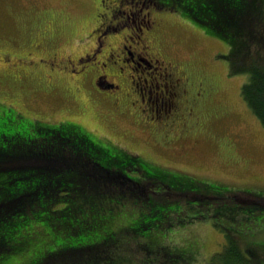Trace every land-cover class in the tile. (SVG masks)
<instances>
[{
	"label": "trees",
	"instance_id": "trees-1",
	"mask_svg": "<svg viewBox=\"0 0 264 264\" xmlns=\"http://www.w3.org/2000/svg\"><path fill=\"white\" fill-rule=\"evenodd\" d=\"M145 2L181 14L227 46L229 74L247 78L241 98L264 127V0ZM20 113L0 115V171L6 175L0 180V262L30 252L20 264H122V251L137 253L143 264H196L194 251L161 239L186 223L179 218L181 203L186 210L213 211V226L225 240L213 264L264 261L242 235L264 213V198L250 187L230 188L173 167L183 155L169 160L157 151L169 161L161 162L145 150L141 158L74 126L68 129L75 132H32L47 126ZM53 206L58 210L51 212ZM231 223L241 224V236ZM36 224L50 228L48 244L40 243L46 229Z\"/></svg>",
	"mask_w": 264,
	"mask_h": 264
},
{
	"label": "rangeland",
	"instance_id": "rangeland-1",
	"mask_svg": "<svg viewBox=\"0 0 264 264\" xmlns=\"http://www.w3.org/2000/svg\"><path fill=\"white\" fill-rule=\"evenodd\" d=\"M99 1L106 0H0V52L27 53L31 44V42L26 44L29 30H34V43L42 44L35 30L42 23L49 21L51 25L58 26L60 36L45 42L47 46L42 44L39 53L30 52L31 60L43 59L44 54L51 50L53 43L56 47L52 48V51L55 50L62 56L69 54L82 57L84 52L94 47L95 38L99 33L97 29L100 22L95 16V6ZM110 1L119 5L121 9L126 8L129 2V0ZM167 10L159 9L153 13L155 17L162 19L163 25L159 35L167 53L178 64L208 75L218 90L211 98L208 109L213 114L215 110L219 120H214L207 132H203L197 138V147L193 152L185 151L183 157L171 161L173 167L185 169L202 179L230 185V188L250 187L249 191H254L252 195L258 199L264 198V127L241 98V87L247 78L243 75L229 74L226 45L205 38L199 29L183 20L185 18L181 14ZM129 19L137 30L141 20L145 19V11L138 16L134 10L133 14L129 15ZM14 26L19 28L16 30ZM143 58L144 56L141 55L138 60L140 65H143ZM4 64L5 62L0 59V76H2L0 77V115L2 113L4 116L10 113L14 115L15 111H19L47 121L73 119L72 122L82 125L100 139L107 138L105 140L110 144L125 152L147 150L150 156L159 161L169 162L157 151L148 148L146 143L123 141L122 133L139 127L130 124L128 119L118 114L119 110L111 104L109 106L103 96L96 94L89 80L91 72H86L87 78L83 81L85 86L80 94L73 98L67 96L65 91L50 92L41 85L27 82L24 79L28 78L27 73L22 76V72H18L19 69H9ZM40 67L37 66V70ZM89 67L88 63H82L83 70ZM42 76L45 79L50 77L47 73H43ZM149 87L148 84L144 89L148 90ZM154 92V88L151 87L152 104ZM123 108L124 106H119L121 111ZM5 177L6 175L0 171V180ZM184 204L180 205L179 218L186 223L181 227L164 231L161 239L194 251L196 264H213L212 258L225 244L221 230L213 226V223H216L213 219V211L208 213L197 207L190 211L186 210ZM58 208L59 206H53L50 211L54 212ZM232 210L235 211L234 208ZM204 214H209V218L197 219ZM209 221H212L211 224ZM252 224L247 231H243L242 235L249 239L248 243H251L253 252L264 260V213L259 219L252 218ZM35 227H40L43 231L46 229L44 232L47 235H44L40 243L48 244L54 237L49 231L50 228L42 224H36ZM230 227L235 228L241 236L240 223H231ZM40 243H36L35 246ZM29 254L30 252H27L24 255L8 257L0 264H20L29 257L27 256ZM126 257L129 264H143L145 261L137 253L129 252L125 255L121 251L122 264H127ZM261 264H264V261Z\"/></svg>",
	"mask_w": 264,
	"mask_h": 264
},
{
	"label": "flooded vegetation",
	"instance_id": "flooded-vegetation-1",
	"mask_svg": "<svg viewBox=\"0 0 264 264\" xmlns=\"http://www.w3.org/2000/svg\"><path fill=\"white\" fill-rule=\"evenodd\" d=\"M145 1L129 0L124 9L110 0L99 1L95 6V16L100 22L97 29L99 33L95 38L94 47L84 52L82 57L69 54L62 56L57 51H52V48L56 47L53 43L51 50L48 47L50 51L44 54L43 59L31 60L30 52L39 53L42 44L46 45L45 42L49 39L60 36L58 26L47 21L35 30L42 44L34 43V30H29L26 44H31L27 53L24 52V55L2 51L0 59L5 62L4 66L7 68L19 69L18 72H22V76L27 73L28 78L23 77L27 82L41 85L50 92L65 91L67 96L73 98L80 94L85 86L83 81L87 78L86 72H91L89 80L96 94L103 96L109 106L111 104L119 110L118 114L128 119L130 124L139 127L122 133L123 141L146 143L147 147L170 160L181 157L185 151L193 152L197 146V138L207 132L214 120H219L217 112L214 110L215 115L208 109L211 98L218 90L208 75L192 71L169 56L159 35L163 25L162 19L153 15L159 9L146 5ZM134 10L138 16L145 11V19L141 20L137 30L129 19ZM14 28L17 30L19 27ZM141 55L144 56L143 65L138 63ZM83 62L88 63L90 67L83 70ZM39 65L41 67L37 70ZM43 73L49 74L50 77L45 79ZM148 84L150 87L145 90L144 86ZM151 87L155 90L153 104ZM119 106H124L122 111ZM20 116L29 123L46 125V129H33L32 132L40 134L76 131L69 130L68 126L76 127L79 132H89L84 127L80 128L75 121L72 122L73 119L47 121L28 115L29 118L21 113ZM51 127L58 129L53 130ZM14 139L17 142L16 137ZM16 149L29 147L19 146ZM145 152L141 149L131 154L139 156L138 153H141L143 158L148 156Z\"/></svg>",
	"mask_w": 264,
	"mask_h": 264
}]
</instances>
